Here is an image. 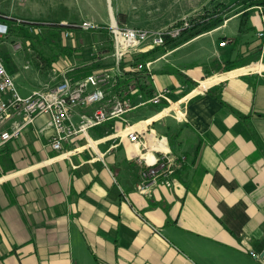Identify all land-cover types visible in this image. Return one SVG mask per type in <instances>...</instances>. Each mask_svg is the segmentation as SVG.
I'll return each instance as SVG.
<instances>
[{"label": "crops", "instance_id": "obj_1", "mask_svg": "<svg viewBox=\"0 0 264 264\" xmlns=\"http://www.w3.org/2000/svg\"><path fill=\"white\" fill-rule=\"evenodd\" d=\"M99 18H114L110 5ZM192 38L145 59L151 95L167 87V99L95 124L59 151L48 144L46 114L0 145V264H264V59L223 70L229 59L216 52L204 70L154 68ZM109 60L98 55L68 73ZM162 152L184 157L172 185L138 192L136 158Z\"/></svg>", "mask_w": 264, "mask_h": 264}, {"label": "rangeland", "instance_id": "obj_2", "mask_svg": "<svg viewBox=\"0 0 264 264\" xmlns=\"http://www.w3.org/2000/svg\"><path fill=\"white\" fill-rule=\"evenodd\" d=\"M234 1L0 0V14L43 22L41 32L33 34L26 28L23 29L20 23L8 20L13 24L14 31L11 30L9 35L0 38L1 51L7 69L15 76L14 83L18 92L25 96L32 88L42 85L52 67L59 71L62 66L93 61L95 57L112 48V39L108 31L111 20L99 22L102 21L99 17L108 13L109 5L114 15V23L118 26L159 29L171 25L180 26L185 20L190 24L210 10L233 5ZM231 12L228 13L225 26L195 36L164 58L154 61V68L165 65L198 67L204 70L218 63L216 62L218 60L214 59L216 52L236 63L254 58L258 60L260 57L264 59V37L257 34L264 26V9L255 7L243 18L239 17L238 13ZM60 20L75 23L90 20L99 27L93 30L76 28L73 38H69L63 34L65 28L58 25ZM15 38L21 40L22 47L18 50H13L10 45ZM222 39L226 40L225 45H219ZM162 51L163 48L153 56ZM127 54L124 59L126 63L135 53ZM170 95L173 96V93ZM143 109L145 107L137 110Z\"/></svg>", "mask_w": 264, "mask_h": 264}, {"label": "built area", "instance_id": "obj_3", "mask_svg": "<svg viewBox=\"0 0 264 264\" xmlns=\"http://www.w3.org/2000/svg\"><path fill=\"white\" fill-rule=\"evenodd\" d=\"M13 20L12 23H20L33 34L40 33L42 30L43 22L36 19L15 17ZM59 24L65 28L64 36L69 38H73L76 28L93 30L99 27L90 20L78 23L60 20ZM187 25L188 22L185 20L180 26L148 29L122 27L113 21L108 25L112 48L101 55L102 58L110 59L109 65L95 68L78 78H73L68 73L74 69V65L62 67L59 71L53 67L50 79L25 96H22L16 88L14 75L7 69L0 45V145L20 136L22 128L33 122L37 115L46 114L48 116L46 126L50 131L48 144L52 149L59 151L63 143L78 134H85L87 128L95 124L113 117L124 120V114L137 105L145 102L157 104L162 99H167L169 91L167 87L157 90L144 100L143 93L134 84L128 83L125 88L119 87V79L123 73L121 63L128 55L127 53L144 52L155 45H162L166 35L176 36ZM11 30L14 31L13 24H10L8 20L0 19V38L9 35ZM257 34L264 37V26ZM225 44V39L219 41V45ZM10 45L13 50L22 47L19 38L11 41ZM151 62V60L137 61L131 66L134 70L144 71L145 75L140 81L148 82L147 79L152 77ZM132 95H135L137 99ZM88 106L93 108L90 111L78 112L76 120L72 118L76 108ZM9 121L10 127L5 126ZM126 135L131 142L140 141L137 131L132 128ZM179 158L177 160L167 152H162L153 162H145L143 158L137 157L136 162L140 171L139 180L135 185L136 190L146 192L158 182L170 187L179 164L184 162V157Z\"/></svg>", "mask_w": 264, "mask_h": 264}, {"label": "trees", "instance_id": "obj_4", "mask_svg": "<svg viewBox=\"0 0 264 264\" xmlns=\"http://www.w3.org/2000/svg\"><path fill=\"white\" fill-rule=\"evenodd\" d=\"M258 6H260L261 9H264V0H235L233 2V5L220 6L219 8L210 10L208 13L202 15L199 20L193 21L192 23L182 28L179 34H177L176 36L170 37L166 35L164 37V43L162 45H155L154 47H152L151 49H149L144 53L132 56L128 61V63L123 61L121 63V67L123 68L124 73L129 75L128 79L125 81L127 82V84L129 82L134 84L135 87H137L138 89L141 90L142 93H144V96H151V88L149 84L146 83L145 81H140L143 75H139L138 74L139 70H134L131 68V66L135 65L139 60L151 59L156 57V54L155 56H153V54L162 48H163L162 52H164L166 49L174 48L199 33L208 31L216 27L229 16L228 13L231 11H232L231 13H238L239 17L243 18L247 16L253 10V8ZM0 19L14 21L12 17L3 14H0ZM58 25L62 26L59 23ZM22 28L24 29V27ZM237 65L238 64L234 60H227V62H225L222 68L223 70H227ZM93 67L94 66L92 65L83 66L84 68L83 74L92 71ZM122 82L124 85H127L126 82H124V80L119 81V83ZM160 106L161 105H157L156 107H160Z\"/></svg>", "mask_w": 264, "mask_h": 264}, {"label": "bare ground", "instance_id": "obj_5", "mask_svg": "<svg viewBox=\"0 0 264 264\" xmlns=\"http://www.w3.org/2000/svg\"><path fill=\"white\" fill-rule=\"evenodd\" d=\"M112 20H113V19H112ZM112 20H111V21H112ZM211 80H212V79H209L208 81L210 82Z\"/></svg>", "mask_w": 264, "mask_h": 264}]
</instances>
